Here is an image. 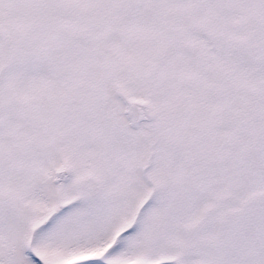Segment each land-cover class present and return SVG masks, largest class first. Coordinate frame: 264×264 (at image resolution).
<instances>
[{
  "label": "snow or ice",
  "instance_id": "obj_1",
  "mask_svg": "<svg viewBox=\"0 0 264 264\" xmlns=\"http://www.w3.org/2000/svg\"><path fill=\"white\" fill-rule=\"evenodd\" d=\"M0 264H264V0H0Z\"/></svg>",
  "mask_w": 264,
  "mask_h": 264
}]
</instances>
